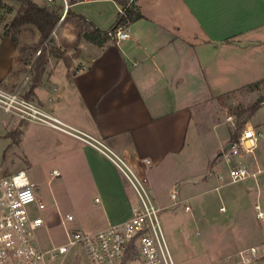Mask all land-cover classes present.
I'll return each mask as SVG.
<instances>
[{"label": "crops", "instance_id": "1", "mask_svg": "<svg viewBox=\"0 0 264 264\" xmlns=\"http://www.w3.org/2000/svg\"><path fill=\"white\" fill-rule=\"evenodd\" d=\"M109 1L114 9L106 20L105 8L80 13L86 18L80 31L99 28L104 33L114 25L120 5ZM135 6L142 16L128 24L131 36L120 45L108 37L102 44L81 38L76 49L65 48V34L54 36L62 56L48 55L41 81L28 97L80 136L24 121L12 142L23 148L28 161L42 146L46 153L61 158L71 176V188L81 191L77 200L95 195V201H100L93 215L98 224L87 230L72 212L62 215L58 209L57 221L64 230L95 232L132 214L130 184L114 162L86 139L101 141L147 176L154 192L156 176H163L169 180L170 193L181 178L167 174L179 173L198 139L210 128L216 131L224 125L214 155L215 161L220 159L217 155L228 143L227 112L222 111L230 103L229 94L264 79V0H136ZM6 23L0 21V85L9 89L27 84L28 91L32 64L21 50L28 43H21L20 32L19 43L7 36ZM36 33L39 38L37 29ZM257 113L248 125L264 130V118ZM0 119V124L12 127L8 130L12 137L11 130L21 121L3 117L1 109ZM258 148L260 154H251L253 170L259 169L264 140ZM146 158L150 163L144 162ZM51 173L60 175L56 167ZM67 214L73 219L68 220Z\"/></svg>", "mask_w": 264, "mask_h": 264}, {"label": "rangeland", "instance_id": "2", "mask_svg": "<svg viewBox=\"0 0 264 264\" xmlns=\"http://www.w3.org/2000/svg\"><path fill=\"white\" fill-rule=\"evenodd\" d=\"M5 1L6 6L0 9V17L3 16L2 20L10 23L17 13L20 2ZM8 7L12 8L11 12L6 10ZM103 8L107 12L104 16L106 20L109 11L114 9V4L109 0L79 3L74 5L72 10L76 14L81 12L93 14ZM80 24L82 26V21L72 16L58 23L55 27L56 35L51 34L49 48L56 45L54 36L62 33L65 34L62 36L65 48L72 46L76 49L79 45ZM20 30L19 37L23 45L27 43L32 45L38 41V34L33 25L27 24ZM26 79L28 80L29 76ZM260 85L245 87L229 94L230 103L227 108L223 106L222 111L227 112L226 116H231V120H226V116L224 119L227 122L228 140L231 138L230 128L236 131V121L247 116L249 106L264 97V83ZM27 88V84H23L22 87L18 84L9 89H20L21 93L25 94ZM255 89L259 92L254 93ZM257 110V115L264 118V105L261 108L259 106L251 118ZM23 122L11 130L12 137L8 134L12 127L0 124V175L25 168L30 179L40 187L38 196L45 202L47 208L41 212L35 210L33 214L42 215L45 219V223L37 230V237L43 246L48 247L51 243L59 244L67 239L63 224L57 221L58 209L62 215L68 211L72 212L80 220L84 230H87V227L98 224L94 216L101 203L99 200L95 201V195L92 198L88 195L82 196L77 200L81 191L71 188V176L66 172V167L63 168L62 159L53 157L50 155L51 152L46 153L47 149L45 150L43 146L40 150L36 149L32 161H28L23 154V148L12 143L19 137ZM245 125L238 131L241 132ZM224 127L223 125L216 131L210 128L208 133H204L198 139L194 152L183 159L179 173L173 171L171 175L167 174L169 178L176 176L181 178V183L177 184L182 193L178 196L177 203L173 204L170 198L169 180L163 176H156L154 189L156 199L158 198V203L162 207L159 214L176 264H235L237 252L242 248L257 246L260 251L264 250V222L256 217L254 209V202L258 197L264 207V153L261 154L263 159L259 157L257 160L260 173L256 180L250 177L235 183L219 184L217 173L227 172V167L221 158L215 161L214 155L220 148L221 132ZM260 150L258 148L255 151L260 154ZM252 157L251 154L247 155L246 162L255 167V160ZM55 167L60 171L58 176H52L51 171ZM217 186L219 187L216 188ZM127 189L130 202L136 204L138 198L133 187L128 185ZM187 205L190 206L189 209H186ZM221 207L225 209L221 210ZM63 264H89L85 249L81 246L71 249L65 256Z\"/></svg>", "mask_w": 264, "mask_h": 264}, {"label": "built area", "instance_id": "3", "mask_svg": "<svg viewBox=\"0 0 264 264\" xmlns=\"http://www.w3.org/2000/svg\"><path fill=\"white\" fill-rule=\"evenodd\" d=\"M96 1L101 0H47L46 3L60 5V23L74 5ZM135 2L129 0L127 5L133 6ZM125 10L120 5L119 12L125 14ZM52 34H55V29ZM103 34L117 45L131 36L128 23L123 22L111 26ZM0 109L3 117L42 123L80 136L59 117L22 94L20 89L9 90L0 85ZM226 120H231V116H226ZM86 140L110 158L133 187L138 202L132 204L131 216L95 232L65 227L66 241L45 247L37 237V230L45 219L42 215L33 214L35 210L41 212L46 209L45 202L38 196L37 184L24 169L0 175V264H63L65 256L77 246L85 249L89 264H176L163 230L159 214L161 207L147 176L141 175L101 141ZM262 140L264 130L245 125L238 140L232 142L220 157L227 172L217 173L219 184L235 183L250 177L256 180L260 169L253 170L246 162V156L254 154ZM144 162L150 163V160L146 158ZM54 173L58 174V171L54 170ZM169 195L173 204L177 203L178 184L173 185ZM189 208L187 205L186 209ZM254 209L256 217L264 222V207L259 197L254 202ZM66 218L72 220L73 216L67 214ZM235 264H264V250L260 251L257 246L242 248L237 252Z\"/></svg>", "mask_w": 264, "mask_h": 264}, {"label": "trees", "instance_id": "4", "mask_svg": "<svg viewBox=\"0 0 264 264\" xmlns=\"http://www.w3.org/2000/svg\"><path fill=\"white\" fill-rule=\"evenodd\" d=\"M20 2V6L15 14L14 18L10 23H6L4 26V33L7 36H10L15 42L19 43L18 40V33L20 32V28L27 24L33 25L39 32V39L36 43L32 45L22 46L21 50L24 54H26V62L31 63V84L29 90L25 93L26 97L30 96L36 84H39L44 73L48 55L51 54L57 58L62 56L60 49L54 45L49 48V43L52 41L51 34L55 27L57 26L59 19H60V5L57 3L48 4L43 3L39 4L33 0H16ZM122 7H125V14H121L118 12L117 19L114 25L123 22V23H132L138 20L142 14L139 9L133 5L128 6L129 0H114ZM5 0H0V9L6 6ZM9 12L12 11L11 7L6 8ZM70 16L75 17L76 20L82 21L83 25L86 24V18H84L80 14L74 13L73 10L69 11V14L66 19ZM3 16L0 17V21L2 20ZM113 25V26H114ZM81 38H85L86 40L102 44L106 40V36L102 33L99 28H92L91 30H87L83 28L78 34V42ZM40 51L35 59H33V55ZM261 83H264V79L256 81L254 83H250L245 87L251 86H259ZM244 87V88H245ZM264 101V97L260 98L258 101L253 103L248 108V115L242 118H239L236 121V128L235 131L233 128H230V135L228 142H235L238 140L240 132L238 129L242 128L253 116L256 109L260 106V104Z\"/></svg>", "mask_w": 264, "mask_h": 264}, {"label": "water", "instance_id": "5", "mask_svg": "<svg viewBox=\"0 0 264 264\" xmlns=\"http://www.w3.org/2000/svg\"><path fill=\"white\" fill-rule=\"evenodd\" d=\"M232 146V142H228L225 146H224V148L221 150V151H219V153H218V158L219 157H221V155H222V153H223V151H226L229 147H231Z\"/></svg>", "mask_w": 264, "mask_h": 264}]
</instances>
